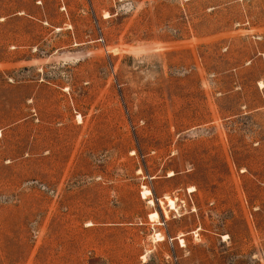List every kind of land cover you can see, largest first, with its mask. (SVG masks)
Segmentation results:
<instances>
[{"label": "rangeland", "instance_id": "374dc122", "mask_svg": "<svg viewBox=\"0 0 264 264\" xmlns=\"http://www.w3.org/2000/svg\"><path fill=\"white\" fill-rule=\"evenodd\" d=\"M0 264H264V0H0Z\"/></svg>", "mask_w": 264, "mask_h": 264}, {"label": "bare ground", "instance_id": "6f19581e", "mask_svg": "<svg viewBox=\"0 0 264 264\" xmlns=\"http://www.w3.org/2000/svg\"><path fill=\"white\" fill-rule=\"evenodd\" d=\"M148 193H150V191H148V190L147 191H144L143 194H142L143 197H146V194H148ZM170 205L173 206V201H170ZM151 216L152 217H155V216H157V213H153Z\"/></svg>", "mask_w": 264, "mask_h": 264}]
</instances>
